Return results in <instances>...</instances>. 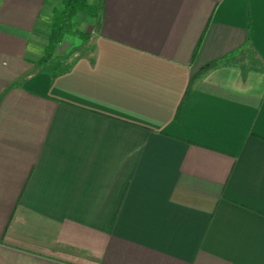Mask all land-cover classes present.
I'll return each instance as SVG.
<instances>
[{"label":"crops","instance_id":"obj_1","mask_svg":"<svg viewBox=\"0 0 264 264\" xmlns=\"http://www.w3.org/2000/svg\"><path fill=\"white\" fill-rule=\"evenodd\" d=\"M94 2L0 0V264H264V0Z\"/></svg>","mask_w":264,"mask_h":264},{"label":"trees","instance_id":"obj_2","mask_svg":"<svg viewBox=\"0 0 264 264\" xmlns=\"http://www.w3.org/2000/svg\"><path fill=\"white\" fill-rule=\"evenodd\" d=\"M99 2L92 5L88 0H61V7L56 9L53 15V21L51 26L48 43L45 49L44 56L41 61L46 62L52 55L53 49L56 43L60 40L62 33H72L77 37L85 38L87 34L79 31L71 30V21L79 13H85L89 18H98ZM200 41L197 43V47ZM215 66L210 64L204 69Z\"/></svg>","mask_w":264,"mask_h":264},{"label":"rangeland","instance_id":"obj_3","mask_svg":"<svg viewBox=\"0 0 264 264\" xmlns=\"http://www.w3.org/2000/svg\"><path fill=\"white\" fill-rule=\"evenodd\" d=\"M92 5H94L95 4V2H94V0H88ZM60 7V6H59ZM78 20V19H77ZM77 20H75V21H72V23H71V27H73V28H77L78 30H80V31H85V29H86V26H85V22H77ZM94 22V21H93ZM89 32H90V30H89Z\"/></svg>","mask_w":264,"mask_h":264}]
</instances>
